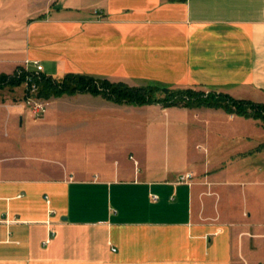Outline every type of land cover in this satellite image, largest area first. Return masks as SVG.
I'll return each mask as SVG.
<instances>
[{
	"label": "crops",
	"instance_id": "1",
	"mask_svg": "<svg viewBox=\"0 0 264 264\" xmlns=\"http://www.w3.org/2000/svg\"><path fill=\"white\" fill-rule=\"evenodd\" d=\"M33 62L264 104V0H0V74ZM60 100L46 117L73 133V167L33 177L0 158V264H264L260 120Z\"/></svg>",
	"mask_w": 264,
	"mask_h": 264
},
{
	"label": "trees",
	"instance_id": "2",
	"mask_svg": "<svg viewBox=\"0 0 264 264\" xmlns=\"http://www.w3.org/2000/svg\"><path fill=\"white\" fill-rule=\"evenodd\" d=\"M25 86L24 99L35 89L34 96L51 100L62 96L88 93L100 96L116 105H159L163 108H209L227 114L260 120L264 124V104L245 99H236L228 94L201 88H178L156 84L130 86L80 74H65L53 78L43 73L17 68L12 74H0V90Z\"/></svg>",
	"mask_w": 264,
	"mask_h": 264
},
{
	"label": "rangeland",
	"instance_id": "3",
	"mask_svg": "<svg viewBox=\"0 0 264 264\" xmlns=\"http://www.w3.org/2000/svg\"><path fill=\"white\" fill-rule=\"evenodd\" d=\"M24 95V85L15 90L0 91V112L2 114L0 116V158H9L15 166V171L20 166L15 162L26 163L27 165H23L26 168L25 172L29 171L28 173L33 177H58L60 174L56 173L51 166H59L63 170L59 164L65 163L73 167V148H70L73 147V133L66 134L57 131L53 125L54 118L47 119L46 115L48 110L55 109L57 102L58 107L64 110L70 109L71 105L65 100L51 103L47 100L46 112L43 116L37 117L25 104ZM69 120L67 117L66 121ZM107 138L111 143H114L116 139L112 134H109ZM101 142L97 141L98 144ZM55 145L59 148H54ZM50 147H53L51 152ZM40 165L46 166L41 168ZM158 165L162 167L166 165L163 157Z\"/></svg>",
	"mask_w": 264,
	"mask_h": 264
},
{
	"label": "built area",
	"instance_id": "4",
	"mask_svg": "<svg viewBox=\"0 0 264 264\" xmlns=\"http://www.w3.org/2000/svg\"><path fill=\"white\" fill-rule=\"evenodd\" d=\"M33 65L35 67V70L37 72H40L42 70L40 64L37 62H33ZM35 89L32 87L30 90V96L24 99L25 104L30 108V110L33 112V114L37 117L43 116L44 113L47 110L48 103L46 100H41L38 99L34 96ZM191 173H186L178 177L177 181L182 182V181H187L192 178ZM152 199H156V196L152 195ZM45 199L47 200V196H45ZM1 222L5 224H9L10 220L7 218V216L2 217L0 220ZM53 234V232H51Z\"/></svg>",
	"mask_w": 264,
	"mask_h": 264
}]
</instances>
